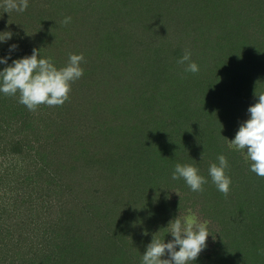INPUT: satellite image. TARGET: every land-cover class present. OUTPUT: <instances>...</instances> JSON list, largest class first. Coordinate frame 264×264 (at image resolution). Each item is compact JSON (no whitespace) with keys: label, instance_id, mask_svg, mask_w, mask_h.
Here are the masks:
<instances>
[{"label":"trees","instance_id":"trees-1","mask_svg":"<svg viewBox=\"0 0 264 264\" xmlns=\"http://www.w3.org/2000/svg\"><path fill=\"white\" fill-rule=\"evenodd\" d=\"M209 1L56 0L53 6L47 7L48 11L53 8L50 13L53 17L41 15L43 25H55L53 34L49 33L51 36H47V33L44 35L46 40H40L43 42L42 45L39 39H36L38 33L33 32V25L30 26L27 11L24 13L12 11L6 21L0 15V32L11 31V28H20L18 31H21L20 37L13 36L8 43L0 45V53L7 52L8 44L18 43L20 48L16 55H30L25 42L36 41L39 45L37 47L30 45L31 50L41 49L44 56L51 57L57 67H62L67 64L69 54L74 52L70 48L72 44L91 42L94 31L98 32L96 36L103 41L95 47L96 54L100 55L102 60L98 61L97 56H92L90 52L83 53L84 58H88V63H82L85 70L83 77L72 83L68 99L70 105L67 112L63 113V117H49L51 119L48 120L42 113L29 111L26 106L20 104L18 95L0 94V163H4L6 159L11 160L17 153L25 163L34 157L46 160L45 145L41 146L42 151L38 149L34 152L36 147L31 146L27 138L34 132L37 137H43L42 132L49 124L58 130L63 128V141L71 140L66 135L73 132L74 140L85 139L86 143L94 145L93 148L91 146L83 149L86 152L82 154L68 157L71 168L69 170H77L78 161L83 157L90 158V164L96 161L99 165L107 166L109 170L119 169L118 172L113 171V179L103 178V182L110 180L109 194L114 205L111 210L116 211V203H119L116 199L113 201L112 192L120 191V187L133 183L135 195L133 192L131 195L143 202L142 197L147 195V191L151 192L153 186L158 183L157 178L143 174L153 171L158 172L161 177L164 173L166 182L174 185L185 199L193 194L195 196L190 197L191 199L201 200L204 209L211 213L210 216L220 225L215 241L216 253L204 258L199 257L196 264H264V177L250 171L251 162L245 161L241 151L230 147V140L234 139L243 122L244 113L250 105L256 103L255 93L260 89V86L256 85V80L264 73V53H259V57L248 55L241 42L235 45L233 52L226 53V45L222 46L221 38L218 40L211 37V29L221 25L224 12L218 11L216 4L212 6L214 9L212 11L211 7H208L212 5ZM242 1L223 0L224 8L232 15L230 4L233 2L238 5L241 16L246 18L254 16L249 21L264 28V0ZM33 5L30 2L28 9L30 10ZM192 7L194 8L192 23L197 11L201 12L195 19L193 29L189 19L191 17L185 16L186 10ZM4 9L3 0H0V12L6 10ZM16 13L18 17L15 16ZM84 13L90 14L89 19L95 21L98 19L99 23L100 20L102 22V15L106 16V20L103 19L100 25L95 22L91 30L84 28V31H80L78 24L83 22ZM69 16L70 23L64 24V18ZM182 20H184L182 26L188 28V32L176 29V24L179 25ZM116 22H120L125 37L124 40L115 41L116 44L111 46L107 42L111 29L108 30L106 26ZM154 28H157V31ZM105 29L108 32H105ZM152 30L155 36L145 35L147 31ZM58 31L63 34H58ZM141 33L144 35H140ZM186 37L188 39L190 37L194 45H190ZM56 44L59 45L52 57V50ZM186 49L191 50L192 60L196 63L207 61L206 73L184 72V65L179 64L178 60ZM240 52H244L245 57H251L247 59L250 63H247L246 70L243 65L245 58ZM119 58L125 63L119 62ZM239 66L244 67L241 69ZM2 67L4 66L0 65V68ZM105 68L110 71L107 72ZM88 100L91 103L97 101V107L110 113V117H106L99 127H92V131L84 134L83 128L81 130L77 122L85 117V114L79 117L82 113L80 107L85 109ZM135 102L140 104V111L131 110ZM140 116L142 118H139ZM140 121L144 125L143 123L141 125ZM20 135L22 137L18 138ZM48 137L53 141L60 139L55 133ZM219 154H224L229 161L228 174L232 184L227 195L218 191L208 177V168L212 163L218 162ZM177 163L196 164L200 168L201 174L208 177L204 191L193 192L183 179L171 178ZM13 168L16 170L14 166ZM66 168L68 169L67 166ZM88 170L87 176L93 172L92 168ZM122 172L133 176V180H127L126 184L119 176ZM4 175L11 183L14 182L11 173ZM33 178L35 177L30 179ZM25 179L26 182L23 181ZM30 179L25 177L22 181L19 180L21 182L16 183V186L12 184L9 189L10 195L13 191L16 194L9 202L0 201V264H44L46 259L51 258L45 254L44 245L35 248L32 246L31 250H25L20 257L14 253L17 252V245L28 241L23 240L25 236L35 233L34 222L29 227L33 221L29 215L30 211L23 208L22 212L21 209L24 196L30 191ZM22 185L23 188L18 189ZM155 197H158V193L154 194L153 198ZM158 199L163 203V214L167 215L169 207L166 204V195L161 194ZM55 207L54 203L49 205L45 214H51L49 211ZM56 214L54 212L53 215ZM56 219L55 217L53 221ZM40 222L45 223L42 219ZM44 226L48 227L46 224ZM137 240L143 243L141 238ZM143 247L144 245L141 248ZM115 249L118 250V254L112 255L111 262L124 263L122 259L125 254L121 246H115ZM33 252L36 257H32Z\"/></svg>","mask_w":264,"mask_h":264},{"label":"rangeland","instance_id":"rangeland-1","mask_svg":"<svg viewBox=\"0 0 264 264\" xmlns=\"http://www.w3.org/2000/svg\"><path fill=\"white\" fill-rule=\"evenodd\" d=\"M55 1L56 0H29V5L30 2H32L34 5L30 10H26L27 16L30 19V26L33 25L34 27L33 32L35 34L36 32L38 33L36 39H39L40 44L43 43L40 41L41 39L44 41L46 40L44 35L48 33L47 36H51L49 33L53 34V30L55 29L54 24L46 26V24H42L41 20V15H47V18L52 16L50 13L53 8L48 11L49 8L47 9V7L53 6V2ZM205 1L207 2L209 0ZM239 1L243 2L242 0ZM209 2L212 3L211 6H208L211 7L212 11H214L212 6L214 7L216 4L218 8L217 10L224 12V17L221 16L223 17L221 25H219V27L215 26L214 29H211V37H216L218 40L221 38L220 43L222 46L223 44L226 45V53H231L233 48H235V45L239 42H241V46H244L248 51V55L259 57V53H264V28L259 27L258 23H256L258 26H255V22L249 21V19L252 20L251 18H254V16H247L248 18L241 16L238 5L233 2L230 4V8L233 11L232 15L227 10H225V3H223V0H211ZM193 9V7L189 8L185 12V16H188V18L191 17L189 18L190 21L194 14ZM208 9L211 10L210 8ZM61 10L62 13L63 9ZM82 11L84 12V10ZM205 12L207 13V11ZM205 12L202 13L207 15ZM200 13L201 12L198 10L195 19L200 15ZM84 14L82 19L83 22L78 24L80 31H84V28L91 30L93 28L92 25H94L95 22L100 25V23L103 22V19L106 18V16L102 15V22L100 20L99 23L98 19H96V21L95 19H89L90 14ZM0 15L5 21L8 20V12L2 11L0 12ZM15 16L18 17V13H16ZM74 17L78 16L74 15ZM56 18L58 17L56 16ZM195 19L193 23L191 21L192 29L194 28ZM183 21L184 20H182L179 25L176 24V29L188 32L189 29L185 26H182ZM119 23L120 22H116L113 23V25L109 23V25L106 26L108 30L111 29L109 35L110 37L108 36L109 38L107 40L111 46L116 44L115 41L124 40V29L120 27ZM11 29L15 38L21 36V31H18L20 28ZM107 29H105V32H108ZM154 30L157 31V28H154ZM153 32V30L147 31L145 35L152 36ZM25 33L27 34V32ZM57 33L60 35L63 34V32L60 31ZM97 34L98 32L94 31V36L91 42H86L84 44H72L70 48L74 51L73 53L80 54L90 52L92 56H97L98 61L102 60V57L96 54L97 50L95 47L99 46V44H101L100 42H103L102 38L96 36ZM140 35H144V33H141ZM186 38V41L188 40L190 45H194L190 37L189 39L188 37ZM192 38L194 39L195 37L193 36ZM59 44H56L55 49L52 50V57L56 53V48H58ZM30 45L37 47L39 44H37L36 41H31V43L25 42V47H27L29 50V54H31L33 50H31ZM186 46L188 47V45ZM189 48L192 49V46ZM194 50L197 51V49ZM240 53L243 55V58H245V61L243 60L244 63H242L246 70V67H248V64L250 63H248L247 59H251V57H245V54H243L244 52ZM119 59V62H121L122 58ZM84 63H88V58H84ZM121 63L124 64L125 61H122ZM132 63L134 64V62ZM197 64L200 66V72H207V61H200L197 62ZM82 66L84 65L82 64ZM161 67L164 69L163 65ZM242 67L239 66L241 69ZM105 69L107 72H109V69L111 68L109 67V69ZM256 85L260 86V89H258L257 92L263 93L264 73H261L258 76ZM256 97L257 99L255 102L258 100L257 95ZM96 102L91 103L88 100V105H86L85 109L80 107L82 113L79 114V117H81L82 114H85V117L79 119L77 123L78 127H81V130L83 128L82 131L84 134L88 131H92V127H99L106 117H110V113H108L106 110L104 111L100 107H97ZM62 105L63 107L61 105L47 106L42 104L38 107L39 110H35L34 113H42L44 118H48V120H50L52 117H63V113L67 112L70 103L67 100ZM139 107L140 104L135 102L131 107V110L140 111L141 107ZM49 117L51 118L49 119ZM139 118H142V116ZM246 119H248L247 111L244 113V118L242 121H245ZM140 123L142 125L143 122L140 121ZM35 133L36 132L31 133L27 139L30 140L31 146L36 147V151L34 152H37L38 149L41 150V146L43 144L45 145L44 154L46 160H38L32 156V158H34L28 159V163H25L24 159L22 160V158H20L21 156L18 155L19 153H17L15 154L14 158L10 157L12 158L11 160L6 159L4 160V163H0V201L2 202H9L12 196L16 194V192L13 191V193L10 195L9 189L11 186H13L12 184L16 186V183L19 184L25 177H28L29 179L33 176L35 177L30 179V191L26 193L24 200L22 201L23 204H21V209L25 208L28 210V212H31V214L29 212V215H31L30 218H33V221L29 227H31L34 222L35 233L33 235L30 234L25 236L23 240L28 241L23 242L22 245L16 246L17 252L14 253L18 257L24 254L25 250H31L30 248L32 246L35 248V246L44 245L45 254H47V256H51V258L49 257L46 259L47 261L44 264H64V261L66 264H114L111 262L112 255L115 256V254H118V250L115 249V246H121L125 255L122 259V261L124 260V263L119 264H140L142 254L146 251V247L151 242L154 234L160 238H166V240L172 238L170 234H167V229L164 227H166L169 221L178 216L180 213L183 215L194 214L200 221L208 222L211 235L209 236L208 240V248L201 253L200 257L204 258L207 255L212 256L216 253L215 241L217 240L220 230L218 221L213 219L210 216L211 213L209 214L204 209L203 205L201 204V200L197 201L190 198L195 195L186 191V193L190 194L191 196L185 199L184 195L181 194L174 185H171L170 182H166V176L164 173L161 177H159L160 175L158 172L153 171L150 173L148 171L143 174H147V177L157 178L158 183L153 186V190H150L151 192L147 191V195L144 196L143 194L144 197L142 198H144V200L141 202L140 198H136V196L131 195L132 192L135 195V186L133 183L127 184V180H133V176H129V174H123L122 172V174L119 176L122 180H124V182H126L127 185L120 187V191L112 192L113 201L115 199L119 201V203H116V211H114L111 210V207H114V205L110 200L111 194H109L111 185L110 180L104 182L103 180L108 177L113 179V171L118 172V168H111V170H109L107 166H103L102 164L99 165L96 161H93L92 164H90V158L83 157L84 159L80 158L78 161L77 170L71 171L69 170L71 168H69L70 162L67 160L68 157L72 156L73 154H82L84 151L86 152V150L83 149L86 147L91 148V146L93 148L94 145L90 142L86 143L85 139H79V141L74 140L73 138L75 135L73 132H71L69 135H66L68 138H71V140H64V142L63 128L62 130H58L53 127L52 124L47 125V129L42 132L43 137L38 136L40 141L37 137V134ZM37 133H39V131H37ZM54 133L55 135L59 136V141H53L49 139L48 136H52ZM44 136H46V138H44ZM21 137V135L18 136V138ZM43 164H46V166H43ZM13 166L16 170H14ZM88 168L93 169L92 174H89V176L86 175L89 172ZM4 173H11L14 182L11 183L9 180H7ZM104 175H107V177H104ZM23 181L26 182L27 180L25 179ZM112 182L114 183V181ZM27 185L28 183L25 184V186ZM23 186L24 185L18 189L21 190ZM175 191L178 192L180 196ZM155 193H158V197L161 194L166 195V204H168L169 207V210L166 213L167 215L163 214L162 201H160L158 197L153 198ZM147 201H149V203L152 202L150 203V208ZM53 203L56 207L54 210L49 211L51 214L46 215V208ZM36 204L39 206H34ZM23 211L24 209L22 212ZM54 212L57 214L53 215ZM55 217L57 219L56 221H53ZM40 219L44 220L45 223L40 222ZM46 219H48L49 223ZM119 220L121 222H119ZM118 222L119 224H117ZM44 224H46L48 227L44 226ZM213 237L215 239H213ZM140 238L143 240V243L137 240ZM142 245H144L143 248H141ZM34 254V252L31 254L32 257H36ZM74 259L77 261H74Z\"/></svg>","mask_w":264,"mask_h":264},{"label":"clouds","instance_id":"clouds-1","mask_svg":"<svg viewBox=\"0 0 264 264\" xmlns=\"http://www.w3.org/2000/svg\"><path fill=\"white\" fill-rule=\"evenodd\" d=\"M3 7L8 13H23L29 7V0H3ZM70 21V16L65 17L63 23ZM13 36L11 31L0 32V45L8 43ZM19 48L18 43H11L6 53H0V65L4 66L0 68V94L18 95V102L29 111L37 110L42 104H64L70 97L72 83L84 75L83 53H70L67 64L57 67L51 57L41 53V49L33 48L30 55L17 56ZM178 63L184 65L185 73L200 71V66L192 60L190 49L185 50ZM255 94L258 100L248 107V119L240 124L234 139L230 140V147L241 151L245 161L251 162L250 171L264 177V93ZM217 161L209 166L208 177L218 191L227 195L232 184L228 174L229 161L224 154H219ZM208 177L201 174L196 164L189 163H177L171 174L173 180L183 179L193 192L204 191ZM164 228L172 238L166 240L154 234L140 264H196L201 253L208 248L209 224L194 214L180 213Z\"/></svg>","mask_w":264,"mask_h":264}]
</instances>
